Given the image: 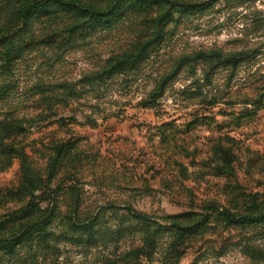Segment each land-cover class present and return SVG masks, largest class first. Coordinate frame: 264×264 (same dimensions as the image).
Segmentation results:
<instances>
[{
	"label": "clouds",
	"instance_id": "1",
	"mask_svg": "<svg viewBox=\"0 0 264 264\" xmlns=\"http://www.w3.org/2000/svg\"><path fill=\"white\" fill-rule=\"evenodd\" d=\"M0 264H264V0H0Z\"/></svg>",
	"mask_w": 264,
	"mask_h": 264
},
{
	"label": "rangeland",
	"instance_id": "2",
	"mask_svg": "<svg viewBox=\"0 0 264 264\" xmlns=\"http://www.w3.org/2000/svg\"><path fill=\"white\" fill-rule=\"evenodd\" d=\"M112 39L116 41V47L110 49V51H113L115 54L109 56L108 59H110L111 57H115V56H118V55H121V54L125 53L124 51H121L120 49H122L123 47H125L126 44L128 43L127 38H125L123 35H121V37H120L119 39H117V38H115V37H113ZM153 39H155V38H153ZM197 39H199V37H198ZM138 40H140V39H139V38L136 39V41H138ZM121 41H124V44H121ZM136 41H135V42H136ZM141 42H142L141 44H147V43H149V42L142 41V40H141ZM143 42H144V43H143ZM145 42H146V43H145ZM54 46H56V45H55V42L44 43V42L42 41L40 44L36 45V46L32 49V51L36 54V58L39 59V61H40L39 65H38V67H37V70H38V71H39L40 69L45 68L46 66H48V61L42 59L44 53L41 51V49L52 48V47H54ZM19 131L22 132V131H24V129L21 127V128L19 129Z\"/></svg>",
	"mask_w": 264,
	"mask_h": 264
},
{
	"label": "trees",
	"instance_id": "3",
	"mask_svg": "<svg viewBox=\"0 0 264 264\" xmlns=\"http://www.w3.org/2000/svg\"><path fill=\"white\" fill-rule=\"evenodd\" d=\"M104 10H106V9H104ZM153 38H157V36H153ZM146 42H150V41H146ZM146 42H145V43H146ZM141 43H142L141 40L136 41V42L132 45L133 51H132L131 53H127V52H125V53H123V54H121V55H118V56H115V57H111V58L109 59V62H110V63L114 62V63H113V66H116V65L122 63L123 60L126 59L127 56H128L129 54H133V55H134V54H139V53H141V52L143 51L144 47L146 46V44H141ZM143 43H144V42H143Z\"/></svg>",
	"mask_w": 264,
	"mask_h": 264
}]
</instances>
